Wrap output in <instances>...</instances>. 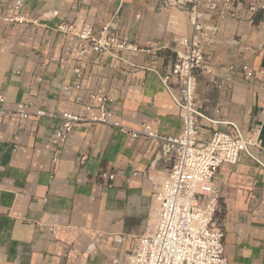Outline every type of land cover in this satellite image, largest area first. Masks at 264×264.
I'll list each match as a JSON object with an SVG mask.
<instances>
[{
    "label": "crops",
    "instance_id": "0c3cea01",
    "mask_svg": "<svg viewBox=\"0 0 264 264\" xmlns=\"http://www.w3.org/2000/svg\"><path fill=\"white\" fill-rule=\"evenodd\" d=\"M161 1L0 0V264H121L132 236L145 230L153 191L148 174L160 180L169 167L159 144L84 121L54 161L58 119H23L14 109L31 102L33 112L90 117L98 109L89 95H108L123 125L149 124L177 136L176 92L160 75L174 58L175 39L191 33L184 9L191 0ZM254 1L234 0L236 17L218 22L206 48L212 70L198 75L195 91L217 121H203V137L231 123L244 134L259 130L238 162L221 166L214 177L228 264H264V12L247 10ZM217 13L213 8L209 22ZM63 23L90 24L95 35L109 26L131 46L116 55L94 52L60 31ZM244 65L254 70L252 79L239 74ZM101 170L115 173L111 187L99 179Z\"/></svg>",
    "mask_w": 264,
    "mask_h": 264
},
{
    "label": "built area",
    "instance_id": "2783aa9c",
    "mask_svg": "<svg viewBox=\"0 0 264 264\" xmlns=\"http://www.w3.org/2000/svg\"><path fill=\"white\" fill-rule=\"evenodd\" d=\"M167 2L162 0V6H167ZM213 8L218 12L217 18L215 22H209L213 18ZM184 9L189 15L191 33L175 39L174 58L160 75L163 85L176 92L174 100L182 119V129L177 136L159 134L149 124L140 129L123 125L115 118L110 108L114 98L108 95H89L98 109V113L90 117L69 111L59 114L42 110L33 112L31 102L17 103L14 109L23 119L30 115L58 119L54 161L74 125L84 121L104 123L121 134L134 138L146 136L159 144V158L169 167L160 180H154L148 174L153 191L146 228L141 234L132 236L121 264H228L224 220L219 215L220 190L214 183V177L221 166L238 162L240 154L257 142L259 130L252 129L244 134L231 123L226 130H215L202 136L203 131H208L203 121H217L206 115L195 98L197 78L201 73L211 72L206 48L217 34L218 22L223 18L236 17V6L234 0H191ZM247 10L264 12V2H251ZM58 29L88 42L91 50L97 53L116 55L131 46L109 26H104L97 35L90 24L78 29L63 23ZM84 52L81 50L80 54L84 55ZM74 72L77 78H81L80 67L76 66ZM239 74L249 80L254 77V70L244 65ZM261 84L264 87V83ZM75 88L79 89L80 84H75ZM76 99L81 100V97ZM85 108L91 110L93 107L87 104ZM214 112L220 113L219 104ZM133 174L137 175V172ZM99 179L111 187L115 173L101 170Z\"/></svg>",
    "mask_w": 264,
    "mask_h": 264
}]
</instances>
